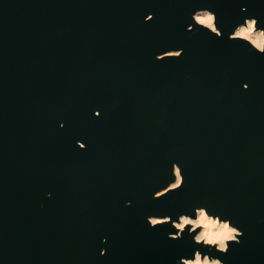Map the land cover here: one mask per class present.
<instances>
[{
    "label": "water",
    "instance_id": "1",
    "mask_svg": "<svg viewBox=\"0 0 264 264\" xmlns=\"http://www.w3.org/2000/svg\"><path fill=\"white\" fill-rule=\"evenodd\" d=\"M246 16L264 30V0H0V264H176L187 229L146 218L203 205L243 232L210 255L264 264V55L228 40Z\"/></svg>",
    "mask_w": 264,
    "mask_h": 264
},
{
    "label": "clouds",
    "instance_id": "2",
    "mask_svg": "<svg viewBox=\"0 0 264 264\" xmlns=\"http://www.w3.org/2000/svg\"><path fill=\"white\" fill-rule=\"evenodd\" d=\"M242 13L247 12V8H241ZM191 18L195 21V24L199 30H203L211 34L216 38H223L221 28L223 24L218 27L217 15L215 12L202 8L194 12ZM149 21L153 20V15L146 16ZM243 22L246 26H239L237 23L228 35L229 41H240L244 45L250 44L256 50V54L264 55V30L256 31V25L258 19L255 16H246L243 18ZM188 32H193L194 29L191 26L187 28ZM183 50L180 51L171 50L166 51L162 55L156 57L157 61L165 60L166 58H179L182 55ZM247 90V85L244 86ZM94 116L99 118L100 112H94ZM64 124H60V128H63ZM77 146L80 150H85L86 145L83 142L77 141ZM171 180L166 187H162L160 190L154 192L152 199L160 200L165 198L170 193L180 190L185 182L182 175L181 167L177 164L172 165ZM51 194H49L50 197ZM131 201L125 202V207H131ZM211 212V214H209ZM221 216L226 217L223 221ZM148 226L152 229H156L158 225H171V228L175 230L173 235L171 232L168 235L170 240H180L185 236V229H187L186 235L191 237V243L196 247L191 252V258L181 257L176 264H223V261L217 256L210 255L212 250L216 253L223 255L229 252L230 243L240 244L243 232L238 229L232 223L230 217L225 216L223 213H218L211 209L208 205L193 206L188 213H182L172 219L169 215H149L146 218ZM199 229V231H197ZM102 243L107 242V238H104ZM200 249H207L208 252H202ZM107 253V249L100 250V256L103 257Z\"/></svg>",
    "mask_w": 264,
    "mask_h": 264
},
{
    "label": "bare ground",
    "instance_id": "3",
    "mask_svg": "<svg viewBox=\"0 0 264 264\" xmlns=\"http://www.w3.org/2000/svg\"><path fill=\"white\" fill-rule=\"evenodd\" d=\"M243 26H246V25H243ZM257 32H259L260 30H256ZM199 231V230H198Z\"/></svg>",
    "mask_w": 264,
    "mask_h": 264
}]
</instances>
